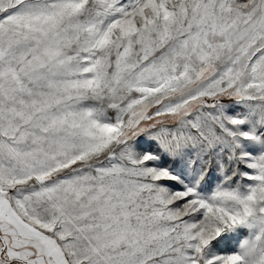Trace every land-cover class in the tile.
I'll use <instances>...</instances> for the list:
<instances>
[{"label":"snow or ice","instance_id":"1","mask_svg":"<svg viewBox=\"0 0 264 264\" xmlns=\"http://www.w3.org/2000/svg\"><path fill=\"white\" fill-rule=\"evenodd\" d=\"M0 264H264V0H0Z\"/></svg>","mask_w":264,"mask_h":264}]
</instances>
